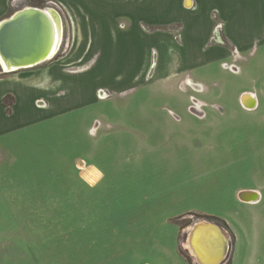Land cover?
Segmentation results:
<instances>
[{"label": "rangeland", "instance_id": "rangeland-1", "mask_svg": "<svg viewBox=\"0 0 264 264\" xmlns=\"http://www.w3.org/2000/svg\"><path fill=\"white\" fill-rule=\"evenodd\" d=\"M45 2L19 0L11 7L9 0L6 16ZM142 15L124 19L129 32L123 48L114 49L123 36L110 27L109 35L104 33L113 50L109 60L102 55L98 61L108 67L105 77L86 92L75 90L76 82L65 89L70 85L65 79L42 84L44 104L36 107L45 110L49 102L48 110H26L25 100L23 125L0 138V264H199L185 233L202 220L218 224L230 239L220 264H264V199L256 206L237 200V193L248 192L238 191L244 187L264 196V120L256 125L239 114L243 108L235 90L242 79L221 67L234 55L230 60L225 45L212 38L211 17L208 52L201 55L208 62L194 72L211 84L212 95L201 86L197 92L177 80L157 79L160 51L183 43L182 28L178 43L171 26L155 27L171 37L153 31L156 23L140 22ZM196 15L207 18L205 11ZM231 24L238 36L249 30L242 17ZM263 27L256 22V29ZM88 43L84 33L74 40L70 22L64 21L52 62L37 67L53 63L64 77L78 76L96 59L90 54L98 50L89 54ZM247 60V75L260 77L264 48ZM146 66L139 83L118 85L121 70L143 73ZM34 69L25 73L35 76ZM10 74L0 69V78ZM227 221L235 228L236 247Z\"/></svg>", "mask_w": 264, "mask_h": 264}, {"label": "crops", "instance_id": "crops-1", "mask_svg": "<svg viewBox=\"0 0 264 264\" xmlns=\"http://www.w3.org/2000/svg\"><path fill=\"white\" fill-rule=\"evenodd\" d=\"M53 1L58 3L62 7L65 15H67L70 27H72L73 30L74 40L78 41L80 33H84L86 38H89V54L94 53V49H96L99 55H96L97 52L90 54V58L96 57V59H94V62L90 63V67L87 66L82 68L84 72L80 71L81 73H79L78 76L67 75L68 77H64L65 73H62L59 67H51L53 63H50L46 67H37L43 63L52 62V60L48 61L47 59L32 68L18 69L9 72L12 73L9 76L0 78V138L9 135L14 129L23 125V119L27 117L28 114V112H25V109L31 110L33 113L38 111L46 112V110H48L50 107L49 102L45 110L36 107V101L45 99V86L42 84H50L52 80L59 81L60 83L62 79H65L70 83V85L65 86V89L69 90V88H73V83L76 82L79 85H74L75 90L78 92H86L87 87H91L95 80L105 77L109 71L108 67L102 64L98 65V61L102 55H105V59L109 60L108 56L113 50L111 51L104 38H102L104 37V33L109 35L108 27H110V31L116 32L120 35L119 37L123 36L121 38L123 42L120 44V41L117 40L114 49L117 47L123 48L124 45H126L125 39L129 32L128 21L124 19L130 21L134 20L142 11L143 15L142 17H138V20L142 23L147 20L155 22V26H151L154 28L153 31L162 30L163 32L165 31L163 34L170 36V32L166 29H158L155 27H170L173 26L172 24L179 22L182 28L183 43L180 45L173 43L172 46L169 45L167 47L163 46L165 49H161L160 51L159 62L155 67L156 71L154 77L157 79H164L165 81L166 79H171L172 82L177 80L187 86H190L189 82L199 84L201 87L205 88L206 95L210 96L213 91L209 86L211 84L198 77L196 75L197 70L194 72V69H196L198 65L208 62V59H206L205 56L201 58V55L204 52L205 54L208 52L204 47L212 26L207 20H210L211 12L216 10L223 23L224 29L223 39L225 41V46L221 47L226 49V56H228L230 60L233 59L232 54L234 55V60L231 62L239 69L238 73L231 74L242 79L240 82L242 85L235 90V101H237V103L239 101V107L241 106L244 109H240L241 113L239 114H243L245 117L249 116L252 123L256 125L263 122L264 119H262V117H264V113L260 112L258 107L261 97H264V72L257 78L248 76L247 73L249 68L247 65V55L254 53L255 50L258 51L260 47L264 48V27L261 31L255 28L256 22L260 23L262 21L264 23V0H237L234 3L229 0H213L212 3H208L206 0ZM8 2L9 0H0V21L8 17L6 16L9 9ZM187 4L191 6L187 8ZM197 11H205L207 13V18H197ZM240 17L249 25V30L238 36V33L232 29L231 23L232 21L237 22ZM94 36L96 40H94ZM262 66L263 68H260V70H264V64ZM146 68L147 66L142 70L143 73L140 71L136 74L132 72V67L121 70L118 76L121 81L118 85L129 86L132 85L134 81L139 83L140 76L147 72ZM32 69H34V71L36 70V75L28 76L25 72H32ZM254 70L257 72L256 69ZM37 76H40V79L36 78ZM70 77H72V79ZM5 84H14L17 87H21L19 90H15L14 87H3ZM212 84L216 83L212 82ZM222 84L223 86H227L225 83ZM220 94L221 93L218 95ZM4 97H10L12 99V103L8 107H6L2 101ZM25 100L26 102L29 100V105L27 106L25 102L26 107L22 110L24 107H21V104ZM60 105H58L57 108H59ZM260 116L261 119L257 120ZM34 122L36 121H33V123ZM238 191H248L242 192L246 194L243 195L244 201L250 198L257 200L256 204H246L248 206H256L264 199L263 193L257 188L244 187L240 188ZM237 200L240 203L241 199L238 197V193ZM227 223L234 236V245L236 247L238 237L235 228L230 222L227 221Z\"/></svg>", "mask_w": 264, "mask_h": 264}, {"label": "water", "instance_id": "water-1", "mask_svg": "<svg viewBox=\"0 0 264 264\" xmlns=\"http://www.w3.org/2000/svg\"><path fill=\"white\" fill-rule=\"evenodd\" d=\"M58 16L60 23L63 24L62 18L59 14ZM54 45L55 27L53 20L48 13L39 7L27 6L18 9L0 21L1 71L6 69L5 71L12 72L14 69L32 68L51 56ZM243 195L246 194L241 193L239 195L241 200H244ZM208 225L218 230L215 233L218 241L223 242L227 239L230 245V239L222 227L214 223H207L202 226ZM221 261L223 260H219L216 264H220Z\"/></svg>", "mask_w": 264, "mask_h": 264}, {"label": "bare ground", "instance_id": "bare-ground-1", "mask_svg": "<svg viewBox=\"0 0 264 264\" xmlns=\"http://www.w3.org/2000/svg\"><path fill=\"white\" fill-rule=\"evenodd\" d=\"M27 6L29 5H26L24 7H27ZM24 7H21V8H24ZM34 7H38V6H34ZM39 8L43 9L46 13H48L51 16L54 27H55V45H54L51 56L48 58L50 59L57 52L60 46L61 33H62L61 31L64 27H63L62 22L60 23L58 13L54 8L49 7V6L39 7ZM13 71H16V70L14 69ZM189 84H190V87L194 91H197V92L201 91L199 84H194L192 82H189ZM240 201L245 204H250V205L257 203V200H255L254 198H250L245 201L242 199ZM207 223L216 224L215 222H212L209 220H202V221H197L196 223H193L192 226L188 228L187 230L188 233H186L188 235V237L186 235L187 237L186 245L189 251L191 252V254L194 256L195 260L199 264H216L218 263L219 260L221 259L223 260L224 256L229 251V243L227 239L224 240L223 242L218 241L215 235V233L218 232L216 228L209 226V225L202 226Z\"/></svg>", "mask_w": 264, "mask_h": 264}, {"label": "built area", "instance_id": "built-area-1", "mask_svg": "<svg viewBox=\"0 0 264 264\" xmlns=\"http://www.w3.org/2000/svg\"><path fill=\"white\" fill-rule=\"evenodd\" d=\"M18 1L19 0H10V6L11 7H18L17 6ZM45 3H46L47 6L54 8L58 12V14L60 15L61 18L63 17V9L58 3H56L53 0H46ZM211 17L215 20V25L213 27L214 35L212 36V38H214V40L219 41L220 44H224L225 45V41H224V39L222 37L223 23L218 18V12L216 10L212 11ZM62 21H63V18H62ZM63 27H64V21H63ZM169 29H170L171 33L174 31L173 38L175 39V41L180 43V30H181L180 25H173ZM63 31H64V28L61 31L62 33H61L60 46L62 44ZM221 67L224 70H227V71L232 72V73L238 72V67L233 62H231V63L222 62L221 63ZM2 72L3 73H9L8 71H5V70H2ZM101 93H102V95L104 94V96H101L100 95ZM98 96H100L99 97L100 99H103V98H105L106 93H104V91L102 89H100L98 91ZM36 106L37 107H43V101H41V100L36 101ZM192 108H194V107H192Z\"/></svg>", "mask_w": 264, "mask_h": 264}, {"label": "trees", "instance_id": "trees-1", "mask_svg": "<svg viewBox=\"0 0 264 264\" xmlns=\"http://www.w3.org/2000/svg\"><path fill=\"white\" fill-rule=\"evenodd\" d=\"M6 98H7V97H4L2 101H3L4 105H5L6 107H8V106L12 103V99H11V101L7 102V101H6Z\"/></svg>", "mask_w": 264, "mask_h": 264}, {"label": "flooded vegetation", "instance_id": "flooded-vegetation-1", "mask_svg": "<svg viewBox=\"0 0 264 264\" xmlns=\"http://www.w3.org/2000/svg\"><path fill=\"white\" fill-rule=\"evenodd\" d=\"M62 18H63V21H68V17H67V15H65L64 11H63V17ZM59 48H60V46H59ZM59 48H58V50H59Z\"/></svg>", "mask_w": 264, "mask_h": 264}]
</instances>
